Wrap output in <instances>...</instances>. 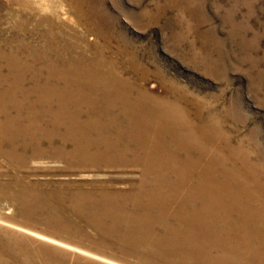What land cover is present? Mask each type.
<instances>
[{
  "label": "rangeland",
  "instance_id": "obj_1",
  "mask_svg": "<svg viewBox=\"0 0 264 264\" xmlns=\"http://www.w3.org/2000/svg\"><path fill=\"white\" fill-rule=\"evenodd\" d=\"M68 52L210 134L215 148L228 146L264 188V0H0V55L36 72ZM8 151L0 153V264H172L121 242L118 229L92 226L70 202L71 192L118 172L77 174ZM214 156L238 176L228 150ZM47 192L58 200L40 201Z\"/></svg>",
  "mask_w": 264,
  "mask_h": 264
},
{
  "label": "bare ground",
  "instance_id": "obj_2",
  "mask_svg": "<svg viewBox=\"0 0 264 264\" xmlns=\"http://www.w3.org/2000/svg\"><path fill=\"white\" fill-rule=\"evenodd\" d=\"M81 60L62 53L35 72L26 61L0 55V153L23 161L14 152L29 151V161L77 174L118 172L87 192H71L69 200L92 226L108 234L118 229L120 241L137 250L172 264H264V188L251 171L228 146L215 148L210 134ZM224 150L238 176L215 158ZM43 194L42 202L58 200Z\"/></svg>",
  "mask_w": 264,
  "mask_h": 264
}]
</instances>
